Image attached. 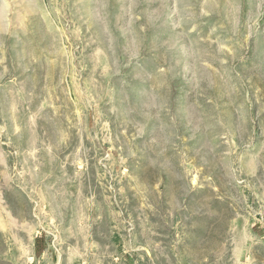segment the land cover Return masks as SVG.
<instances>
[{
  "label": "rangeland",
  "instance_id": "obj_1",
  "mask_svg": "<svg viewBox=\"0 0 264 264\" xmlns=\"http://www.w3.org/2000/svg\"><path fill=\"white\" fill-rule=\"evenodd\" d=\"M0 264H264V0H0Z\"/></svg>",
  "mask_w": 264,
  "mask_h": 264
}]
</instances>
